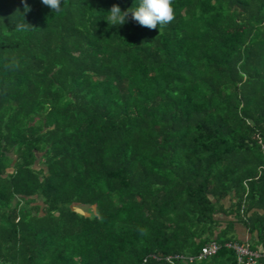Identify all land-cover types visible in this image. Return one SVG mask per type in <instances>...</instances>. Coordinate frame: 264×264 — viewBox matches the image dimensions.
I'll return each mask as SVG.
<instances>
[{"label":"trees","instance_id":"1","mask_svg":"<svg viewBox=\"0 0 264 264\" xmlns=\"http://www.w3.org/2000/svg\"><path fill=\"white\" fill-rule=\"evenodd\" d=\"M113 5L139 0H0L1 262L264 254V0H174L160 31Z\"/></svg>","mask_w":264,"mask_h":264},{"label":"clouds","instance_id":"2","mask_svg":"<svg viewBox=\"0 0 264 264\" xmlns=\"http://www.w3.org/2000/svg\"><path fill=\"white\" fill-rule=\"evenodd\" d=\"M42 3L51 8L53 12L61 10V0H42ZM173 3L174 0H139L138 7L129 8L126 11H121L118 5H113L105 20L112 26L123 25L131 13V18L139 25L149 29H156L159 25L160 31V27L167 25L175 18ZM24 10L25 12L30 11L26 3Z\"/></svg>","mask_w":264,"mask_h":264},{"label":"built area","instance_id":"3","mask_svg":"<svg viewBox=\"0 0 264 264\" xmlns=\"http://www.w3.org/2000/svg\"><path fill=\"white\" fill-rule=\"evenodd\" d=\"M228 248H232L236 251L238 255V263L239 264H256L257 259L264 256V254H261L259 252H255L250 250L247 246H242L240 244L234 243V244H226ZM220 245L217 243H212L208 246H206L200 255V258L207 257L213 254H216V252L219 250ZM0 264H3L0 260Z\"/></svg>","mask_w":264,"mask_h":264},{"label":"crops","instance_id":"4","mask_svg":"<svg viewBox=\"0 0 264 264\" xmlns=\"http://www.w3.org/2000/svg\"><path fill=\"white\" fill-rule=\"evenodd\" d=\"M237 233L241 240L249 241L251 239L250 234L247 232V230L242 228L241 226L237 227Z\"/></svg>","mask_w":264,"mask_h":264},{"label":"rangeland","instance_id":"5","mask_svg":"<svg viewBox=\"0 0 264 264\" xmlns=\"http://www.w3.org/2000/svg\"><path fill=\"white\" fill-rule=\"evenodd\" d=\"M222 217V216H221Z\"/></svg>","mask_w":264,"mask_h":264}]
</instances>
